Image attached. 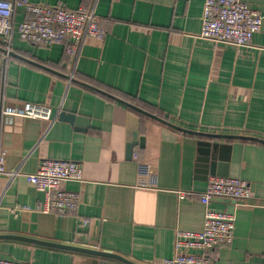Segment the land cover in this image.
I'll use <instances>...</instances> for the list:
<instances>
[{
	"label": "crops",
	"instance_id": "crops-1",
	"mask_svg": "<svg viewBox=\"0 0 264 264\" xmlns=\"http://www.w3.org/2000/svg\"><path fill=\"white\" fill-rule=\"evenodd\" d=\"M30 1L92 9L106 35L86 40L75 60L66 43L14 40L24 60L0 50V235L163 264L176 232H201L211 207L235 218L234 239L210 252L212 264H264V17L250 44L236 46L200 37L204 0ZM250 2L264 13V0ZM25 103L86 121L24 118ZM129 113L143 139L130 157ZM51 159L81 165L82 181L62 185L80 196L73 215L44 211L47 196L26 180ZM210 177L246 181L250 200L202 204ZM0 259L124 264L14 239H0Z\"/></svg>",
	"mask_w": 264,
	"mask_h": 264
},
{
	"label": "built area",
	"instance_id": "built-area-1",
	"mask_svg": "<svg viewBox=\"0 0 264 264\" xmlns=\"http://www.w3.org/2000/svg\"><path fill=\"white\" fill-rule=\"evenodd\" d=\"M22 11V19L15 14ZM200 37L236 46L250 44L261 30L264 13L252 7L250 0H204ZM106 31L92 9L72 10L30 0H0V44L4 57L13 51L14 40L36 46L51 47L66 43L67 53L77 59L86 40H103ZM70 79V77H69ZM51 109L25 103L24 118L50 120ZM0 173H6L0 164ZM34 188L47 196L44 211L58 215L76 213L80 196L62 189L66 182H81L80 163L71 160H43L35 172L25 175ZM251 198L249 184L239 179L210 177L200 195L202 204L231 200L247 202ZM84 224H87L84 221ZM235 218L208 207L201 232L177 231L174 255L163 264H212L210 252L218 246L230 245L234 239ZM0 264H26L0 259Z\"/></svg>",
	"mask_w": 264,
	"mask_h": 264
},
{
	"label": "water",
	"instance_id": "water-1",
	"mask_svg": "<svg viewBox=\"0 0 264 264\" xmlns=\"http://www.w3.org/2000/svg\"><path fill=\"white\" fill-rule=\"evenodd\" d=\"M0 50L4 53V50L0 48ZM9 57H13V58H17V59H23L22 57H20L19 55L15 54L13 51L9 53ZM108 97L125 104L126 106H128L130 109L147 115L148 117H151L157 121H160L166 125L172 126L171 124L162 121L161 119L155 117L154 115L148 114L136 107L127 105L126 103L122 102L121 100H118L112 96L107 95ZM58 119L60 121H64V122H68L72 125L78 126L80 125V123L82 121H86V119H83L82 117L73 114V113H68L65 111H58L56 108H52L51 109V114H50V119ZM139 127H140V119L139 117H137L135 114L133 113H129L127 115V143H126V151H127V156L130 157L133 153V150L136 146H143V139L139 138ZM177 130L180 131H184V132H189L186 131L184 129H181L179 127H175ZM194 133V132H192ZM194 134H200L201 133H194ZM237 139H240L242 137H234ZM224 202H231V200H222ZM234 202V201H233ZM0 239H14V240H20V241H25V242H29V243H34V244H38V245H43L46 247H51V248H56V249H62V250H68V251H73V252H79V253H85V254H90V255H95V256H100V257H105V258H111V259H115L117 261H120L121 263L124 264H136L133 263L123 257H120L116 254H112V253H106V252H102V251H98V250H92V249H87V248H82V247H76V246H70V245H62V244H57V243H52V242H46V241H40V240H35V239H31V238H26V237H20V236H15V235H0Z\"/></svg>",
	"mask_w": 264,
	"mask_h": 264
}]
</instances>
